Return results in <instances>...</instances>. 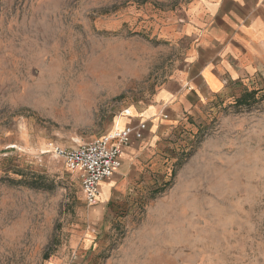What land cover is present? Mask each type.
Returning <instances> with one entry per match:
<instances>
[{
  "label": "rangeland",
  "instance_id": "1",
  "mask_svg": "<svg viewBox=\"0 0 264 264\" xmlns=\"http://www.w3.org/2000/svg\"><path fill=\"white\" fill-rule=\"evenodd\" d=\"M219 1L0 0V264H264V54L246 88L160 132L145 181L107 180L106 202L87 206L53 153L150 106Z\"/></svg>",
  "mask_w": 264,
  "mask_h": 264
},
{
  "label": "crops",
  "instance_id": "2",
  "mask_svg": "<svg viewBox=\"0 0 264 264\" xmlns=\"http://www.w3.org/2000/svg\"><path fill=\"white\" fill-rule=\"evenodd\" d=\"M208 12L207 21L197 30V47L186 68L156 92L150 106L133 109L117 124L122 129L145 122L147 129L141 132L142 140L131 135L120 154V166L111 177L138 175L145 181L151 174L149 164L158 152L155 145L163 129L173 127V122L200 99L235 90V83L246 88L247 80L256 73L253 65L264 54V0H220ZM224 41L227 46L222 45ZM163 110L168 113L166 117ZM106 181L100 185L97 202L100 197L101 203L106 202L108 189L116 184V180Z\"/></svg>",
  "mask_w": 264,
  "mask_h": 264
},
{
  "label": "built area",
  "instance_id": "3",
  "mask_svg": "<svg viewBox=\"0 0 264 264\" xmlns=\"http://www.w3.org/2000/svg\"><path fill=\"white\" fill-rule=\"evenodd\" d=\"M143 129L142 125L125 127L74 148L53 149V153L62 159L67 171L77 175L87 206L96 204L101 183L109 179L120 166V154L130 143L131 135L134 134L137 140L141 139Z\"/></svg>",
  "mask_w": 264,
  "mask_h": 264
},
{
  "label": "trees",
  "instance_id": "4",
  "mask_svg": "<svg viewBox=\"0 0 264 264\" xmlns=\"http://www.w3.org/2000/svg\"><path fill=\"white\" fill-rule=\"evenodd\" d=\"M240 103H244L246 102V97H241ZM38 181H33L32 183H24V185L28 186L29 188H34V189H41L42 187L40 185L37 184Z\"/></svg>",
  "mask_w": 264,
  "mask_h": 264
}]
</instances>
